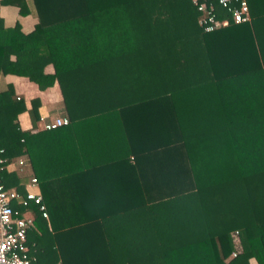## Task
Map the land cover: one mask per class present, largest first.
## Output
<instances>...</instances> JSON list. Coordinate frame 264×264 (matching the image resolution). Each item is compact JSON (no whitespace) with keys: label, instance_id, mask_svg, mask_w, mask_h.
I'll return each instance as SVG.
<instances>
[{"label":"trees","instance_id":"16d2710c","mask_svg":"<svg viewBox=\"0 0 264 264\" xmlns=\"http://www.w3.org/2000/svg\"><path fill=\"white\" fill-rule=\"evenodd\" d=\"M0 2L37 19L0 29V76L57 82L68 118L37 129L39 100L0 91V184L32 215L31 264H264V0L211 32L192 0ZM20 156L47 220L21 204Z\"/></svg>","mask_w":264,"mask_h":264},{"label":"built area","instance_id":"2783aa9c","mask_svg":"<svg viewBox=\"0 0 264 264\" xmlns=\"http://www.w3.org/2000/svg\"><path fill=\"white\" fill-rule=\"evenodd\" d=\"M192 4L199 12L198 25L203 32H211L229 25L230 21L235 24L250 20L246 0H192ZM68 118L64 115L42 121L37 129L50 130L66 125ZM3 148L0 147V153ZM2 160L0 159V162ZM19 167L26 165L25 159L17 161ZM19 196L15 189H5L0 184V264H31L35 258L36 245L27 243V231L33 227V218L29 210L19 212L13 208V201ZM38 181L32 175L24 186V196L21 199L23 206L29 203L38 206L41 216L47 218L44 205L41 202ZM233 251L229 258L236 256L241 250L237 231L231 233ZM54 264H63L60 260Z\"/></svg>","mask_w":264,"mask_h":264},{"label":"crops","instance_id":"0c3cea01","mask_svg":"<svg viewBox=\"0 0 264 264\" xmlns=\"http://www.w3.org/2000/svg\"><path fill=\"white\" fill-rule=\"evenodd\" d=\"M31 7V5H29ZM37 22L36 17L32 13L20 15L18 8L12 5H5L0 2V29L3 27L13 26L15 23L19 24L20 30L23 33L30 32L35 23ZM45 73H52L53 67L51 64H47L44 67ZM7 84H10L14 90V93L23 98L26 107L29 108V101L37 98L39 100V106L37 108L39 114V120L37 126L42 121H47L53 117L63 115L62 109V97L57 82H54L51 86L44 89H39L38 86L24 76H18L14 74H5L0 76V91L5 88ZM18 124L22 130L31 128V123L27 112L18 114ZM23 159V156L16 158L14 161L9 162L7 165L8 170H15L20 175L28 176L29 181L32 176L30 166L19 167L17 161ZM24 184V186H25ZM44 218V217H43ZM47 220V218H44ZM249 264H257L254 258L249 259Z\"/></svg>","mask_w":264,"mask_h":264}]
</instances>
